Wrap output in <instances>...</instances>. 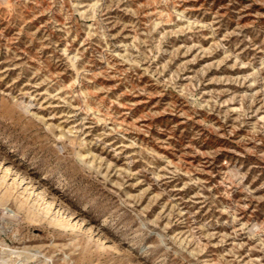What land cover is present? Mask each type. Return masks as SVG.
I'll list each match as a JSON object with an SVG mask.
<instances>
[{
    "label": "rangeland",
    "instance_id": "374dc122",
    "mask_svg": "<svg viewBox=\"0 0 264 264\" xmlns=\"http://www.w3.org/2000/svg\"><path fill=\"white\" fill-rule=\"evenodd\" d=\"M6 167L26 264H264V0H0Z\"/></svg>",
    "mask_w": 264,
    "mask_h": 264
},
{
    "label": "bare ground",
    "instance_id": "6f19581e",
    "mask_svg": "<svg viewBox=\"0 0 264 264\" xmlns=\"http://www.w3.org/2000/svg\"><path fill=\"white\" fill-rule=\"evenodd\" d=\"M11 174L10 167L4 169V174L0 178V206L4 208V216L8 215L10 218L20 217L21 213L25 217L33 222L46 221L51 228L60 230H74L78 223H73L71 216H65L61 209H57L52 201L46 202L42 193L32 192L27 186L24 188V192H27V196L19 194L14 195L12 192V186H19L23 179L21 180L17 174H15L12 186L5 185L7 178H10ZM23 192V191H22ZM33 195L32 205L29 204L28 199ZM16 205V211L8 208L12 203ZM8 210V211H6ZM1 227V226H0ZM79 228V226H78ZM90 230V229H88ZM3 252V253H2ZM36 254L31 252L29 247L22 249H13L8 244L0 241V264H26L35 258ZM35 260V259H34Z\"/></svg>",
    "mask_w": 264,
    "mask_h": 264
}]
</instances>
